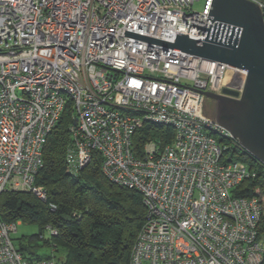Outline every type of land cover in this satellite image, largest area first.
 <instances>
[{
    "label": "built area",
    "instance_id": "obj_1",
    "mask_svg": "<svg viewBox=\"0 0 264 264\" xmlns=\"http://www.w3.org/2000/svg\"><path fill=\"white\" fill-rule=\"evenodd\" d=\"M212 1L0 0V196L31 191L48 200L35 179L72 101L69 171L99 152L112 183L142 193L146 219L130 264H264V195L234 193L258 169L225 154V141L242 146L205 112V91L241 95L248 71L124 35L205 41L208 31L190 24L206 26ZM251 1L264 13L262 0ZM145 123L171 126L174 137L149 139L139 156L133 137ZM19 223L0 216V264H60L27 260L12 237Z\"/></svg>",
    "mask_w": 264,
    "mask_h": 264
},
{
    "label": "trees",
    "instance_id": "obj_2",
    "mask_svg": "<svg viewBox=\"0 0 264 264\" xmlns=\"http://www.w3.org/2000/svg\"><path fill=\"white\" fill-rule=\"evenodd\" d=\"M76 117L73 102L68 101L44 147V163L35 183L47 190L48 200L39 199L31 191L4 192L0 196L1 219L33 222L41 229L52 225L57 230L58 234L49 238L42 232L31 235L30 245L21 241L18 247L14 241L27 260L54 258L60 264H130L133 244L146 219L142 193L112 183L102 171L99 152L86 167L69 171L67 154L74 141L70 128ZM173 137V127L145 123L133 137V150L141 156L149 139L165 145ZM224 143L228 145L225 154L232 161L249 162L250 167L258 169L255 178L245 180L234 190L235 195H264V165L243 148ZM50 203L56 205L55 210ZM259 231V237L264 238V216ZM40 242L50 248V253L37 254L35 248Z\"/></svg>",
    "mask_w": 264,
    "mask_h": 264
},
{
    "label": "water",
    "instance_id": "obj_3",
    "mask_svg": "<svg viewBox=\"0 0 264 264\" xmlns=\"http://www.w3.org/2000/svg\"><path fill=\"white\" fill-rule=\"evenodd\" d=\"M212 5L206 26L190 24L208 31L205 41L183 33L177 34L175 42L129 30L124 35L247 70L241 95L227 87L222 94H204L217 102V122L244 150L264 162V13L251 0H213Z\"/></svg>",
    "mask_w": 264,
    "mask_h": 264
},
{
    "label": "rangeland",
    "instance_id": "obj_4",
    "mask_svg": "<svg viewBox=\"0 0 264 264\" xmlns=\"http://www.w3.org/2000/svg\"><path fill=\"white\" fill-rule=\"evenodd\" d=\"M201 5H202V2H197L194 5V9H197V10L200 9ZM216 108H217V102L212 99H209L205 105V112L208 116L216 117ZM243 164L247 166L250 165L249 162H244ZM41 232L46 238H49V233L47 231V228L41 229V227L37 223L22 221L18 225L17 232L14 233L12 237L15 241V244L19 247L21 241H23V243L26 245H30L29 237L33 234H40ZM35 250L37 251V254L39 255L50 253V248L43 246L42 242H40V246L36 247ZM56 255L59 256L60 253L57 252ZM145 264H148V263L146 262Z\"/></svg>",
    "mask_w": 264,
    "mask_h": 264
}]
</instances>
